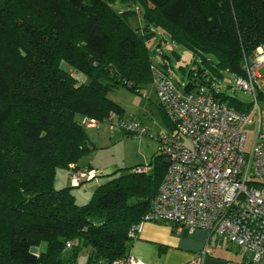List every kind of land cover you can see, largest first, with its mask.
<instances>
[{"label": "trees", "instance_id": "obj_1", "mask_svg": "<svg viewBox=\"0 0 264 264\" xmlns=\"http://www.w3.org/2000/svg\"><path fill=\"white\" fill-rule=\"evenodd\" d=\"M117 1L125 9L116 10ZM135 16L144 24H132ZM156 30L201 59L183 90H215L211 81L224 71L242 75L264 44V0H0V264H74L81 247L92 250L87 264L129 254L128 230L149 210L165 157L158 151L141 166L148 171L131 167L97 185L82 205L73 186L56 189L55 178L71 163L94 169L80 164L95 148L87 123H106L111 112L121 119L109 92H139L152 80L147 43ZM157 66L167 74L171 64ZM217 97L251 109L223 91ZM67 248L73 251L64 262Z\"/></svg>", "mask_w": 264, "mask_h": 264}, {"label": "built area", "instance_id": "obj_2", "mask_svg": "<svg viewBox=\"0 0 264 264\" xmlns=\"http://www.w3.org/2000/svg\"><path fill=\"white\" fill-rule=\"evenodd\" d=\"M263 66L264 44H260L252 59L243 63V74H233L235 89L253 97L251 109L241 112L218 99L215 81L209 84L215 90L202 84L185 91L163 69L151 65L156 94L173 125L157 136L158 151L169 161L149 210L129 228V237L135 238L145 221L171 223L190 234L205 229L243 253L242 260L225 264H264V105L258 100V70ZM114 117L111 112L106 123ZM117 124L127 132L144 131L136 119H118ZM87 125L99 123L91 120ZM247 125L254 127L248 150ZM67 170L73 186L97 175L95 169L74 163ZM72 244L68 241L66 246ZM112 264L142 263L127 254Z\"/></svg>", "mask_w": 264, "mask_h": 264}, {"label": "rangeland", "instance_id": "obj_3", "mask_svg": "<svg viewBox=\"0 0 264 264\" xmlns=\"http://www.w3.org/2000/svg\"><path fill=\"white\" fill-rule=\"evenodd\" d=\"M112 5L118 11L126 7L125 4L118 1ZM132 22L135 25L144 24V22H139L137 16L133 17ZM147 46L152 63L160 65L163 60L170 63L171 67L166 70L167 75L174 84L181 87L188 80V71L196 67L194 60L201 62L198 55H194L191 50L186 49L182 44L169 39L164 31L156 30V35L148 41ZM61 66L71 74L77 75L75 69L67 63L63 62ZM258 73L260 75L258 91L264 93V66L258 70ZM215 82L218 91L225 92L227 96L236 97L246 103L253 101L250 93L235 89L232 73L224 71L223 76L216 77ZM113 90L115 99H112L120 102L125 107L121 119L123 121L138 120L144 131L141 133H127L118 126L117 116L108 123L86 128L89 138L95 144V148L81 162L89 163L88 165L97 171V175L94 178L82 181L78 186L72 185L71 193L75 196V202L79 205L91 199V194L97 185L113 177L117 178L124 173H129L131 167L141 168V166L149 164L158 152L159 141L157 136L165 132L168 125V121L164 116V108L162 109L158 105L160 101L152 80L143 83L139 92H132L125 87ZM259 103L264 105V100H259ZM246 128L248 130L246 149L248 150L254 136V127L247 125ZM69 179L68 170L58 168L56 170L55 188L69 187ZM45 247L46 244L42 243L38 249L43 250ZM72 251V249L67 248L61 255L62 261L66 262ZM90 252H92L91 248L81 247L74 264H87Z\"/></svg>", "mask_w": 264, "mask_h": 264}, {"label": "crops", "instance_id": "obj_4", "mask_svg": "<svg viewBox=\"0 0 264 264\" xmlns=\"http://www.w3.org/2000/svg\"><path fill=\"white\" fill-rule=\"evenodd\" d=\"M113 95L114 90L109 92L111 99H115ZM117 103L125 111V107ZM68 184L71 185L70 179ZM235 246L210 235L205 229L190 234L171 223L145 221L140 224L135 238L130 240L128 253L142 264H187L193 261L194 264H225L226 260L243 259V253Z\"/></svg>", "mask_w": 264, "mask_h": 264}, {"label": "water", "instance_id": "obj_5", "mask_svg": "<svg viewBox=\"0 0 264 264\" xmlns=\"http://www.w3.org/2000/svg\"><path fill=\"white\" fill-rule=\"evenodd\" d=\"M169 159L168 158H164V162L165 163H168ZM31 251L32 252H36L37 251V248H31Z\"/></svg>", "mask_w": 264, "mask_h": 264}]
</instances>
